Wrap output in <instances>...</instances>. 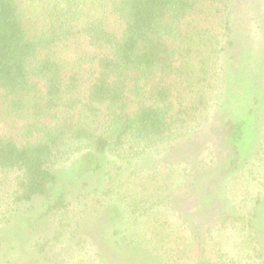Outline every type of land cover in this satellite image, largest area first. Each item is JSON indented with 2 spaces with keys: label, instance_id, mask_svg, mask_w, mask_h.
I'll use <instances>...</instances> for the list:
<instances>
[{
  "label": "trees",
  "instance_id": "1",
  "mask_svg": "<svg viewBox=\"0 0 264 264\" xmlns=\"http://www.w3.org/2000/svg\"><path fill=\"white\" fill-rule=\"evenodd\" d=\"M232 2L0 0V225L41 199L55 225L23 264L109 261L84 234L81 206L63 192L49 201L53 169L75 156L83 175L117 166L98 202L116 216L114 250L159 264L260 258L254 213L203 211L212 221L195 223L191 203L173 196L175 166H147L206 113L211 63L231 46ZM243 133V121L226 122L235 152ZM225 235L241 248L229 260L219 256ZM93 248L92 258L81 254Z\"/></svg>",
  "mask_w": 264,
  "mask_h": 264
},
{
  "label": "rangeland",
  "instance_id": "2",
  "mask_svg": "<svg viewBox=\"0 0 264 264\" xmlns=\"http://www.w3.org/2000/svg\"><path fill=\"white\" fill-rule=\"evenodd\" d=\"M39 7L31 5L29 11L38 12ZM29 11V15L34 13ZM230 26L231 46L224 45L211 63L206 91L208 107L202 120L172 148L168 146L160 158L148 160L147 166H175L173 196L182 203L186 200L191 203L190 208L198 218L195 223L205 226L212 221L203 211L254 213L249 220L260 258L249 264H264V0H233ZM229 120L244 123L237 152L225 139V124ZM174 152L180 155L175 157ZM79 158L75 156L53 169L55 179L49 201L63 192L67 201L81 206L83 232L105 253L107 264H159L146 255L137 261L142 254L139 252L134 256L114 250L109 235L116 225V216L112 207L98 202L105 172L111 166L116 170L117 166L109 162L101 172L83 175ZM47 202L36 200L28 210L0 225V264H23L35 258L30 244L39 237H50L55 227L42 216ZM235 240L223 237L220 257L228 260L235 257L238 249ZM93 250L81 254L88 253L92 258L96 252Z\"/></svg>",
  "mask_w": 264,
  "mask_h": 264
}]
</instances>
